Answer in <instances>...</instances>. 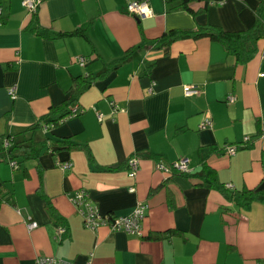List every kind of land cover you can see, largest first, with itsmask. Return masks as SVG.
<instances>
[{
	"label": "crops",
	"instance_id": "crops-1",
	"mask_svg": "<svg viewBox=\"0 0 264 264\" xmlns=\"http://www.w3.org/2000/svg\"><path fill=\"white\" fill-rule=\"evenodd\" d=\"M130 1L44 0L29 14L22 0H0V149L5 137L13 146L47 137L72 142L46 143L36 157L16 159L19 168L0 161L8 192L0 198V264H36L40 255L87 264L91 254L95 264H264V202L245 206L235 195L264 189V133L257 136L264 124V38L248 62L219 40L190 32L155 45L173 29L251 28L261 0H187L190 8L185 0H148L146 17L129 13ZM75 30L87 36H58ZM89 73L101 76L73 101L80 114L27 129L71 96L75 77ZM186 85L199 93L187 95ZM207 118L212 124L201 127ZM246 136L248 145L227 152ZM133 156L140 161L136 178L129 175ZM184 157L189 174L158 166ZM204 158L226 191L205 184ZM65 161L73 163L68 170L58 165ZM79 190L104 213L126 215L147 204L142 234L86 227L72 200ZM31 221L37 227L30 229Z\"/></svg>",
	"mask_w": 264,
	"mask_h": 264
},
{
	"label": "trees",
	"instance_id": "trees-1",
	"mask_svg": "<svg viewBox=\"0 0 264 264\" xmlns=\"http://www.w3.org/2000/svg\"><path fill=\"white\" fill-rule=\"evenodd\" d=\"M183 4L189 7L187 0H185ZM263 10H264V0H261L258 10L259 19L257 23L251 28L245 30L227 31L218 25H204L199 27V29L197 30L173 29L167 31L165 34H163L162 37L157 38L155 45L156 47H161V48L169 46L174 40L178 39L184 33L190 32L193 36L197 38L203 36H209L211 38L219 40L226 46L229 53L234 54L237 57L238 61L248 62L254 57V55L257 52V42L260 39L264 38V29H260V27L262 26L261 12ZM37 31L41 35L50 36L49 31L46 29L39 28L37 29ZM76 34L86 35L85 32H83L82 30H75L66 33H59L58 36H67V35H76ZM125 58L126 57H123L110 63L108 70L112 68H118L119 65L125 60ZM100 76L101 75L99 74L89 73L85 77L82 76L75 77L71 88L72 91L71 96H69L63 103L52 106L46 114L42 115L39 118L38 122L34 126H31L27 129L34 130L43 127L53 128L60 125L64 121V119L71 114L72 112L71 105L73 104V101L78 99V97L89 86H91V84H93L94 81ZM263 133H264V124L261 125L259 123L257 136H261ZM52 142L54 144L60 145L61 147H70L72 145V142L67 139L55 141L48 137L45 140H40L36 142L32 141L30 143H24V144L21 143V144H16L14 146L11 144L10 146H8V148L2 146V149H0V161L6 159H9V161L16 159H21V161H25L34 158L38 155L37 153H35L37 148L43 147V145H45L46 143H52ZM203 165H204L203 167L204 173L203 175H201V177L202 179H204L205 184H207L208 186L218 187L221 191H226L227 189L225 184L219 180L216 170L208 165L205 158L203 159ZM178 173L189 174V172H178ZM4 190L5 188L3 187V180L0 178V198L7 197L8 192L5 193ZM235 195L238 196L239 198L238 201L245 206L255 200H260L264 202V189H260V190H258L257 188L248 189V190H244L241 193L236 192ZM48 208L51 212V215L57 218L56 212L50 206L49 202H48Z\"/></svg>",
	"mask_w": 264,
	"mask_h": 264
},
{
	"label": "built area",
	"instance_id": "built-area-1",
	"mask_svg": "<svg viewBox=\"0 0 264 264\" xmlns=\"http://www.w3.org/2000/svg\"><path fill=\"white\" fill-rule=\"evenodd\" d=\"M44 0H22L23 5L28 10L29 14H36ZM128 12L139 17H146L152 13V8L148 0H132L127 4ZM2 9L0 8V14ZM262 58H264V50L262 52ZM76 60L84 65L86 63L85 56H77ZM16 86L9 89V93L13 98L17 97ZM185 92L187 95H193L199 93V88L194 85H186ZM236 97L234 95H229V101H234ZM82 110L78 108L72 109L71 114L67 117H73L80 114ZM102 118L103 114H99ZM66 119V118H65ZM64 119V120H65ZM212 124V120L207 118L202 122L201 127L206 128ZM251 140L250 136H246L244 140L240 143H231L226 146L227 152L229 154H235L241 146H246ZM11 145V138L5 137L3 141V146L8 148ZM10 163L15 167L19 168L20 164L16 160H11ZM59 166L63 169L68 170L72 167L73 163L71 161L59 162ZM129 175L136 178L138 170L140 168L139 158L133 156L128 160ZM159 168L165 170L170 174L175 172H190V158L184 157L176 160L171 165L166 166L162 163H158ZM228 187H233V184H228ZM132 191L136 189L133 185L130 187ZM73 202L76 204L80 214L83 216V221L86 227L92 230H96L101 226H108L113 230L125 231L132 235L142 234V222L146 216L148 205L140 202L131 213L126 215H116L112 213H104L100 208L92 202L90 194L86 190H79L72 196ZM38 223L36 221L29 222V228L33 229L37 227ZM65 227H61L60 231L64 232ZM36 264H74L71 260H66L50 255H40L36 259ZM87 264H95L94 255L91 254ZM112 264V263H111ZM255 264H262L260 261Z\"/></svg>",
	"mask_w": 264,
	"mask_h": 264
}]
</instances>
